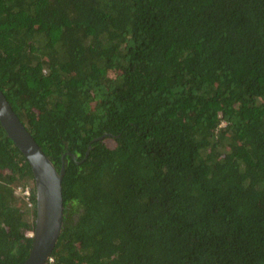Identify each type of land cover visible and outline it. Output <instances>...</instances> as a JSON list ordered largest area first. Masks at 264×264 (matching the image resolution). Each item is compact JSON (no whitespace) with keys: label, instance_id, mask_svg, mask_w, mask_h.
Masks as SVG:
<instances>
[{"label":"trees","instance_id":"1","mask_svg":"<svg viewBox=\"0 0 264 264\" xmlns=\"http://www.w3.org/2000/svg\"><path fill=\"white\" fill-rule=\"evenodd\" d=\"M0 87L65 163L45 264H264V0H0ZM36 215L0 122V264Z\"/></svg>","mask_w":264,"mask_h":264},{"label":"water","instance_id":"2","mask_svg":"<svg viewBox=\"0 0 264 264\" xmlns=\"http://www.w3.org/2000/svg\"><path fill=\"white\" fill-rule=\"evenodd\" d=\"M0 122L8 136L30 162L35 177L37 215L33 246L28 258L22 264H45L51 256L63 227L62 182L65 175V163L63 162L60 171L57 170L22 123L1 87Z\"/></svg>","mask_w":264,"mask_h":264},{"label":"rangeland","instance_id":"3","mask_svg":"<svg viewBox=\"0 0 264 264\" xmlns=\"http://www.w3.org/2000/svg\"><path fill=\"white\" fill-rule=\"evenodd\" d=\"M222 124L224 125V123H222ZM20 189H21V187H18L17 188V193L20 191ZM29 205L31 206V203L30 202H29ZM32 234H33L32 232L29 233V235H32Z\"/></svg>","mask_w":264,"mask_h":264},{"label":"clouds","instance_id":"4","mask_svg":"<svg viewBox=\"0 0 264 264\" xmlns=\"http://www.w3.org/2000/svg\"><path fill=\"white\" fill-rule=\"evenodd\" d=\"M35 231V230H34ZM34 235V232H33V234L31 235V236H33Z\"/></svg>","mask_w":264,"mask_h":264},{"label":"built area","instance_id":"5","mask_svg":"<svg viewBox=\"0 0 264 264\" xmlns=\"http://www.w3.org/2000/svg\"><path fill=\"white\" fill-rule=\"evenodd\" d=\"M29 193V192H28Z\"/></svg>","mask_w":264,"mask_h":264}]
</instances>
